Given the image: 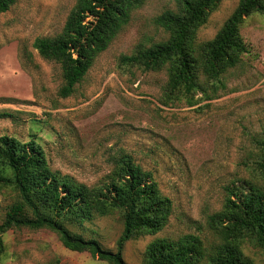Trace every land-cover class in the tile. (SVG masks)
I'll list each match as a JSON object with an SVG mask.
<instances>
[{
	"label": "rangeland",
	"instance_id": "1",
	"mask_svg": "<svg viewBox=\"0 0 264 264\" xmlns=\"http://www.w3.org/2000/svg\"><path fill=\"white\" fill-rule=\"evenodd\" d=\"M222 0L198 30L197 41L212 39L238 6ZM76 0H16L0 13V136L35 139L50 166L87 185L110 179L117 157L130 154L152 172L161 191L171 198L173 211L157 234L137 235L124 244L128 264H144L147 244L158 237L176 239L200 235L217 242L208 217L225 202V187L252 180L264 189L256 163L258 140L264 137V13L246 17L240 33L248 52L205 91L166 89L168 73L122 65V54L138 45L168 39L155 18L177 8L176 0H146L130 22L95 60L68 97H61L62 69L34 47L37 37L59 34ZM16 193L0 189V223ZM85 238L116 250L123 231L119 213L70 227ZM0 264H110L89 252L72 251L50 229L14 228L3 235ZM244 249L255 264H264V250L246 241Z\"/></svg>",
	"mask_w": 264,
	"mask_h": 264
},
{
	"label": "trees",
	"instance_id": "2",
	"mask_svg": "<svg viewBox=\"0 0 264 264\" xmlns=\"http://www.w3.org/2000/svg\"><path fill=\"white\" fill-rule=\"evenodd\" d=\"M146 0H76L62 31L37 37L34 47L45 59L60 64L64 84L61 97L70 96L86 76L97 57L105 51L130 22L134 11ZM177 8L155 18V24L169 37L150 46L138 45L131 54H122V65H136L146 71L167 70L166 89L171 98L178 92L205 91L204 76L221 82L222 76L242 60L248 47L240 33L244 19L264 13V0H239L238 6L210 40L198 42V30L222 0H176ZM16 0H0V13ZM8 111L0 118L13 117ZM256 163L264 175V137L258 140ZM10 188L16 200L0 223L3 234L28 227L56 232L66 248L87 251L110 264H128L124 244L137 235H155L168 223L173 202L165 195L152 172L136 163L128 153L117 157L110 179L102 185H87L73 176L54 170L41 144L30 139L0 136V189ZM223 207L208 217L207 225L217 237L209 245L196 234L176 239L158 237L147 244L144 264H255L245 253L246 241L264 250V189L252 180L225 187ZM119 213L123 231L116 250L104 248L95 238H85L70 227L82 226L97 217Z\"/></svg>",
	"mask_w": 264,
	"mask_h": 264
}]
</instances>
